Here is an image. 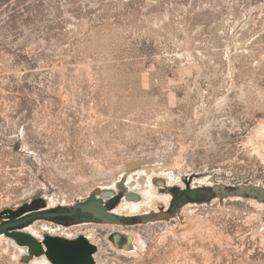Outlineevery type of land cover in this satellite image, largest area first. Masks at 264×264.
Instances as JSON below:
<instances>
[{"label":"rangeland","instance_id":"374dc122","mask_svg":"<svg viewBox=\"0 0 264 264\" xmlns=\"http://www.w3.org/2000/svg\"><path fill=\"white\" fill-rule=\"evenodd\" d=\"M263 124L264 0H0V214L127 192L146 172L161 192L264 187ZM250 200L67 228L94 241L97 264H264V208ZM53 224L33 225L53 236ZM113 226L144 250L117 253ZM17 254L2 242L0 264H31Z\"/></svg>","mask_w":264,"mask_h":264},{"label":"water","instance_id":"95a60500","mask_svg":"<svg viewBox=\"0 0 264 264\" xmlns=\"http://www.w3.org/2000/svg\"><path fill=\"white\" fill-rule=\"evenodd\" d=\"M172 195L168 208H160V212L136 217L117 216L112 210L122 199L138 201L140 198L127 192L102 191L99 196L92 195L84 202H79L68 208L48 209L46 202L39 198L32 203L17 209H6L0 214V237L4 236L16 242L17 245L26 247L28 254L24 262L34 258L46 256L52 264H97L95 255L98 247L84 236L76 239H67L62 236L45 234L39 240L25 229L36 221H48L65 227L77 226L85 223L111 224V225H137L157 222L162 215L168 217L179 211L189 203H210L215 199L243 198L254 199L264 204V187L253 184L226 185L220 184L205 188H192L189 181L184 190L171 188L166 190ZM60 210L61 213L55 211ZM68 219L65 224L61 219ZM110 240L116 248L129 250L134 237L129 234L114 233Z\"/></svg>","mask_w":264,"mask_h":264},{"label":"bare ground","instance_id":"6f19581e","mask_svg":"<svg viewBox=\"0 0 264 264\" xmlns=\"http://www.w3.org/2000/svg\"><path fill=\"white\" fill-rule=\"evenodd\" d=\"M258 137H261L262 139H264V124L258 130ZM257 148L258 149L264 148V144H259ZM144 174H145V172H144ZM161 176H163L164 178H166L168 180H172V181L174 180V182L177 178V176L174 173L166 172L165 170L162 171ZM137 177L138 178L133 176L130 178V180L128 182L127 189L130 193L137 195L140 199L138 201H128L127 199L124 198V199H122L121 203L118 204L112 210V213H114L117 216L136 217V216L148 215V214L154 213V212L159 213L158 210L154 209V205H156L158 202H161L162 204H164L166 206V208H168L170 206L171 200H172V195L170 193H168L166 190L161 192L159 190V188L156 187V185L154 184V179H153L154 177L151 174L146 172V180L143 183L141 182V178H143V174H138ZM180 182H181L180 186L184 187L185 182L183 180H181ZM197 186L198 187H201V186L210 187V186H213V183L207 182L205 179H195V182L193 184V188L197 187ZM117 187H118V184H115L114 187L111 188V190L116 191ZM167 188H177V187L175 185H169ZM107 189H109V188H107ZM107 191H110V190H107ZM238 200H240V199H238ZM250 203H252V204H254L260 208L261 207L264 208V205L258 203V201L250 200ZM49 204L51 207L56 206V201L54 199H51ZM186 207H192V205L189 204ZM186 207L184 208L185 211H186ZM151 224H153V223H151ZM83 225L88 226L90 224H83ZM119 228H120L119 226H113V229L115 231H118L117 233L132 235L134 237V241H133L132 247L129 250H127V249L126 250H120V249L117 250L118 248L117 249L115 248L117 253H119L120 255H124V256H134L138 249L144 250V248L146 247V244L142 240L141 236L138 233L121 230ZM70 229L71 228L62 227V226H58V225L57 226L56 225L51 226V227L49 225H47L45 228V230L47 232L53 234V236L55 235V236L65 237L67 239H75L76 235L71 233L72 231L69 232ZM58 231H60V233ZM25 232L32 234L33 236H35L39 240H42L44 237L43 232H41L38 229V227L36 228L34 225H32L30 227L28 226V228L25 229ZM2 242L3 243L6 242V244L15 247V249L18 250V254L16 255L18 258L25 257L28 254V249L26 247H22V246L17 245L15 241H13L7 237H4V236L0 237V248H1ZM93 242L94 241L92 240L91 243L94 244ZM94 257H95V260H97L99 258L97 255H95ZM31 264H52V263L49 261V259L46 256H42V257L34 258L33 260H31Z\"/></svg>","mask_w":264,"mask_h":264},{"label":"flooded vegetation","instance_id":"af4514ba","mask_svg":"<svg viewBox=\"0 0 264 264\" xmlns=\"http://www.w3.org/2000/svg\"><path fill=\"white\" fill-rule=\"evenodd\" d=\"M35 200H37V199H35ZM35 200H33L32 202H34ZM48 208V207H47ZM48 209H50V208H48ZM56 213H61L62 211H60V210H57V211H55ZM129 217V216H128ZM61 220H63V222H65V224H69V221H68V219H61ZM35 223V222H34ZM33 223V224H34ZM51 223V222H50ZM33 224H31V226L33 225ZM55 224V223H54ZM56 225V224H55ZM50 236H52V235H50Z\"/></svg>","mask_w":264,"mask_h":264}]
</instances>
